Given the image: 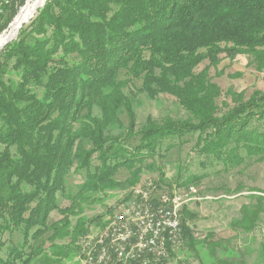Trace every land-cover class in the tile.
<instances>
[{"label":"trees","instance_id":"1","mask_svg":"<svg viewBox=\"0 0 264 264\" xmlns=\"http://www.w3.org/2000/svg\"><path fill=\"white\" fill-rule=\"evenodd\" d=\"M12 2L0 12V34L26 3ZM44 3L30 24L33 43L17 31L0 52V264L32 263L42 244L32 248L30 242L49 230L53 250L41 256L44 262L68 256L70 243L57 240L76 242L87 233L81 214L74 229H66L71 215L81 212L80 202L93 193L137 184L144 167L137 164L156 157L167 138L199 132L200 151L227 165L245 161L243 147L248 156L264 155V91L256 89L245 100L243 92L229 90L235 105L221 112L223 94L211 74L223 54L231 59L253 54L258 67L264 66V0ZM135 80L141 81L139 87ZM141 94L152 100L173 97L187 116L149 115L138 128ZM137 135L139 144L129 150L128 140ZM123 167L131 172L126 183L114 178ZM81 170L87 175L80 197L59 209L58 192L71 171ZM56 209L64 214V224H49ZM258 211L246 209L237 224L251 231ZM183 214L184 232L166 237V258L181 236L189 245L199 243L187 224L196 214L187 207ZM7 232L20 233L23 241L7 247ZM216 241L207 240L214 251L221 244ZM213 257L201 264H234Z\"/></svg>","mask_w":264,"mask_h":264},{"label":"rangeland","instance_id":"2","mask_svg":"<svg viewBox=\"0 0 264 264\" xmlns=\"http://www.w3.org/2000/svg\"><path fill=\"white\" fill-rule=\"evenodd\" d=\"M13 1L18 2L19 0ZM28 1L25 0V5L20 6L19 12L26 6ZM43 3L39 8H42ZM38 10L21 26L20 31L18 30L19 33L23 31L22 37L26 36L30 43L34 41L33 36L29 34L30 24L37 17ZM12 22L1 32L0 36L8 30ZM15 35L12 40L17 38ZM9 43H6L0 52L7 48ZM207 63V61L204 62L198 70H201ZM7 70L5 78L12 76L10 69ZM214 72L216 73L215 76ZM226 72L231 75V79L234 76L239 77L244 72H248L259 77L260 81L264 80V66L262 68L258 67L257 59L253 54H239L235 59L228 58L226 54H223L217 70L211 68V74L218 79V83H215L219 85L223 94L218 99V103L222 106L221 112H223V109L227 110L228 107L235 105L233 96L229 93V90L234 88L233 85L229 84L230 80L226 79ZM135 81L136 86L139 87L141 81ZM262 88L264 91V83H262ZM256 89L257 86H254V88L245 87L241 91L244 93V99H249ZM225 104H228V106ZM136 109L138 128L147 122L149 115L157 119L167 114L174 117L187 116L186 110L181 109L180 105L175 102V98L164 95L159 100H152L141 94ZM122 118L127 125V117L123 115ZM253 124L256 125L257 123L254 122ZM140 137L141 135H137L128 140L129 150L139 144ZM199 139V132L165 139L157 149L156 157H148L144 164H137L138 166L144 165L140 181L137 184L115 187L105 193H93L89 200L80 202L82 205L81 212L72 214L70 218L68 217L70 224L66 229L71 232L81 214L87 218L85 227L87 233L79 236L76 242H70V237L57 240L58 243H70L71 251L68 256L57 259L51 264H80L79 255L81 252L75 246H80L81 240L86 235L94 236L102 233L109 226L112 221L111 218L124 205L130 204L134 199L133 189L148 185L149 189L154 187L158 193L163 192L171 195L181 193L188 199L185 207L196 214L194 218L187 219V224L192 228L199 243L197 242L192 246L189 245L190 241L187 237L177 238L178 241L176 239V242L172 245L173 247L171 246V252L165 264H180V262L184 264L209 263L214 259V254H217V257L229 258L234 264H264V155L255 153L248 156L246 149L243 147L240 153L245 157V161L239 164L233 162V165H227L221 158L201 152ZM170 144L173 145L167 149ZM98 163V160L94 161L95 165ZM91 169L94 170V167ZM86 175L85 170L69 173L65 189L58 192L59 209L71 206L80 197L77 192L79 185L85 181ZM130 175V170L123 167L115 174L114 178L119 182L125 181L126 183V179ZM248 208L260 210L258 216L254 219L255 223L252 225L251 231H246L237 224L244 217L245 210ZM59 209L51 213L49 224L61 221L64 224V214ZM185 216L182 215V222L186 218ZM183 228L182 225V230ZM52 233L53 230H49L37 242L33 240L30 242L32 248H37L36 246L42 244V248L38 250L40 256L30 264H46L41 256L53 250L50 247ZM208 238L212 240L211 243L220 240L219 243L221 244L217 251L210 247L207 242ZM22 239L18 232H7L5 235L7 247L22 242ZM176 243L178 244L175 245ZM6 254L7 251H4L2 256H6Z\"/></svg>","mask_w":264,"mask_h":264},{"label":"built area","instance_id":"3","mask_svg":"<svg viewBox=\"0 0 264 264\" xmlns=\"http://www.w3.org/2000/svg\"><path fill=\"white\" fill-rule=\"evenodd\" d=\"M13 0H0V12ZM134 199L122 205L107 233L86 235L80 242V264H164L166 237L183 233L182 210L188 199L181 193H158L154 187H135ZM192 199V198H191ZM160 249V256H153Z\"/></svg>","mask_w":264,"mask_h":264},{"label":"bare ground","instance_id":"4","mask_svg":"<svg viewBox=\"0 0 264 264\" xmlns=\"http://www.w3.org/2000/svg\"><path fill=\"white\" fill-rule=\"evenodd\" d=\"M43 2L44 0H29L27 2L26 6L15 16L8 30L0 36V49L12 40L11 38L17 33L21 26L35 14ZM44 4L45 3H43V5ZM107 228H114V220L109 223V226L106 227L102 233H107ZM178 234L179 233L168 234V236H176ZM153 256H160V249H153Z\"/></svg>","mask_w":264,"mask_h":264},{"label":"crops","instance_id":"5","mask_svg":"<svg viewBox=\"0 0 264 264\" xmlns=\"http://www.w3.org/2000/svg\"><path fill=\"white\" fill-rule=\"evenodd\" d=\"M216 70H217V68H216ZM226 74H227V75H225L226 79L230 80L229 84H231V86L233 85L232 87L237 92L243 91L245 87L246 88L247 87L254 88V86H257V89L263 90L262 83H264V80L260 81L259 77L255 76V75H253L251 73L244 72L243 75H239V77L238 76H236V77L234 76L232 79L230 78L231 75L229 73L226 72ZM215 75H216V73H215ZM213 81L218 83L217 77ZM255 81H256V83H255Z\"/></svg>","mask_w":264,"mask_h":264}]
</instances>
